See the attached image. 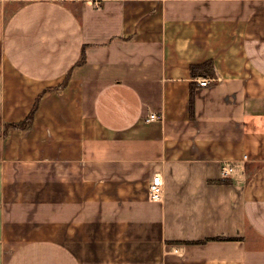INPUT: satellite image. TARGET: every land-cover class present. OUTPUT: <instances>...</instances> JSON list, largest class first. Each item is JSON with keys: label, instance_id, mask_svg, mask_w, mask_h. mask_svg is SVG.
I'll list each match as a JSON object with an SVG mask.
<instances>
[{"label": "crops", "instance_id": "crops-1", "mask_svg": "<svg viewBox=\"0 0 264 264\" xmlns=\"http://www.w3.org/2000/svg\"><path fill=\"white\" fill-rule=\"evenodd\" d=\"M37 98L0 264H264V0H0V132Z\"/></svg>", "mask_w": 264, "mask_h": 264}, {"label": "trees", "instance_id": "trees-1", "mask_svg": "<svg viewBox=\"0 0 264 264\" xmlns=\"http://www.w3.org/2000/svg\"><path fill=\"white\" fill-rule=\"evenodd\" d=\"M198 71V73H195ZM190 73L193 76L202 75L205 77H209L213 75V66L211 61H207L205 63L199 64V65H191L190 66ZM39 98L36 99L35 103L33 104L30 113L27 115V117L16 123H8L3 126V134H5L10 129H29L33 122V116L35 114V111L38 106ZM193 92H190V98H189V106L190 111L192 113L193 111Z\"/></svg>", "mask_w": 264, "mask_h": 264}, {"label": "built area", "instance_id": "built-area-1", "mask_svg": "<svg viewBox=\"0 0 264 264\" xmlns=\"http://www.w3.org/2000/svg\"><path fill=\"white\" fill-rule=\"evenodd\" d=\"M209 83V79H200L198 81V85L200 87L207 86ZM157 118L154 114H151L148 120H153ZM232 167L228 164H224L221 168V177L222 178H229L232 175ZM162 178L159 175H154L152 177V181L149 185V197L151 200H160L162 198L163 189H162Z\"/></svg>", "mask_w": 264, "mask_h": 264}, {"label": "rangeland", "instance_id": "rangeland-1", "mask_svg": "<svg viewBox=\"0 0 264 264\" xmlns=\"http://www.w3.org/2000/svg\"><path fill=\"white\" fill-rule=\"evenodd\" d=\"M0 133H2V132H0Z\"/></svg>", "mask_w": 264, "mask_h": 264}]
</instances>
